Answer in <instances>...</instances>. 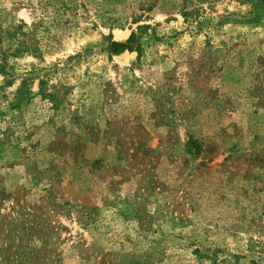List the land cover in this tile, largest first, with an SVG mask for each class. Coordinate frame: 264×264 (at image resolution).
Listing matches in <instances>:
<instances>
[{
  "label": "rangeland",
  "instance_id": "1",
  "mask_svg": "<svg viewBox=\"0 0 264 264\" xmlns=\"http://www.w3.org/2000/svg\"><path fill=\"white\" fill-rule=\"evenodd\" d=\"M0 264H264V0H0Z\"/></svg>",
  "mask_w": 264,
  "mask_h": 264
},
{
  "label": "trees",
  "instance_id": "2",
  "mask_svg": "<svg viewBox=\"0 0 264 264\" xmlns=\"http://www.w3.org/2000/svg\"><path fill=\"white\" fill-rule=\"evenodd\" d=\"M183 15L185 16L186 13H184ZM23 27H25V24L23 25ZM21 28L22 26L21 27L17 26L13 28L11 31H7L6 33L10 40L9 42L11 43V45L14 46V49L12 50L13 55L18 53L22 54L24 52L30 51L29 44L26 41V37H28V33L23 31ZM138 40H139V35H137L136 33H131L128 39L124 42L111 41L107 49L110 53H118L124 50H132L133 48L136 49L139 46ZM189 141L190 139L187 142ZM191 142L194 143V140L191 139Z\"/></svg>",
  "mask_w": 264,
  "mask_h": 264
}]
</instances>
